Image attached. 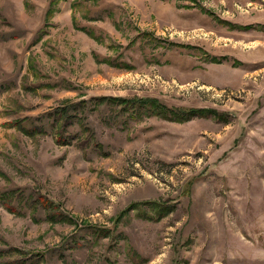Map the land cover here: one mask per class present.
<instances>
[{
  "label": "rangeland",
  "instance_id": "rangeland-1",
  "mask_svg": "<svg viewBox=\"0 0 264 264\" xmlns=\"http://www.w3.org/2000/svg\"><path fill=\"white\" fill-rule=\"evenodd\" d=\"M12 190L0 260L264 264V0H0Z\"/></svg>",
  "mask_w": 264,
  "mask_h": 264
},
{
  "label": "trees",
  "instance_id": "trees-1",
  "mask_svg": "<svg viewBox=\"0 0 264 264\" xmlns=\"http://www.w3.org/2000/svg\"><path fill=\"white\" fill-rule=\"evenodd\" d=\"M124 102V106L128 104V102ZM129 102H132V104H136L138 103L140 106H143L141 103L143 104H146V103H149L150 102L152 104H156L157 102L155 101V99H147V98H139V99H135L134 101H129ZM138 105V106H139ZM139 106V107H140ZM151 106V104H150ZM142 107H140L141 109ZM150 108H148V110L146 111H149ZM168 112H173L175 113L176 116L175 119L176 120H180V121H185V120H188L194 116H199V117H207L208 115H213L217 118H224L225 117V114L222 112H218L214 109H209V108H201V109H193V108H175V110H173L172 108H168ZM65 111V110H64ZM63 111V112H64ZM62 112V113H63ZM174 119V118H173ZM14 125H17L19 127V129H22L25 133H28V134H31V133H34V132H42L43 130L39 127V126H33L31 129H28L27 127H25L21 121L17 120L15 122H13ZM16 198V192L14 190L12 191H6V192H1L0 193V202H1V205L5 206L9 212H12V213H15V214H18L20 213V210L16 209L15 206L11 203V200L12 199H15ZM36 202H40L39 205H43V209L45 210H50L52 209L53 207V203L51 201L49 202H42L41 199L39 197H37L36 199ZM49 219H54V220H57L55 216H50ZM10 250H16L18 251L17 248L15 249H12L11 247H8L7 249H0V254L2 253V255H6V254H9ZM20 260L19 258H16V259H3V260H0V264H19Z\"/></svg>",
  "mask_w": 264,
  "mask_h": 264
}]
</instances>
